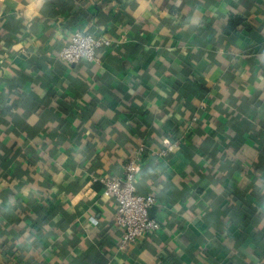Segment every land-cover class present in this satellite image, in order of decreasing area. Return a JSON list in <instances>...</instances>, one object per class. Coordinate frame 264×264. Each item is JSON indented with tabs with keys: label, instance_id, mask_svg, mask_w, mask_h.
I'll list each match as a JSON object with an SVG mask.
<instances>
[{
	"label": "crops",
	"instance_id": "obj_1",
	"mask_svg": "<svg viewBox=\"0 0 264 264\" xmlns=\"http://www.w3.org/2000/svg\"><path fill=\"white\" fill-rule=\"evenodd\" d=\"M77 30L113 43L67 63ZM144 138L160 227L122 244L92 177ZM0 264H264V0H0Z\"/></svg>",
	"mask_w": 264,
	"mask_h": 264
},
{
	"label": "built area",
	"instance_id": "obj_2",
	"mask_svg": "<svg viewBox=\"0 0 264 264\" xmlns=\"http://www.w3.org/2000/svg\"><path fill=\"white\" fill-rule=\"evenodd\" d=\"M113 43L110 37L97 35L93 32L74 31L69 41L62 46L58 57L70 64L81 60L98 62V50ZM165 137L161 139V146L156 151L158 157H164L172 145ZM148 146L141 142L131 151L125 161L122 176L104 175L92 177L93 182L101 184L102 196L113 198L117 202L115 222L122 229V244L133 242L142 236L159 229L160 223L150 216V209L156 199L151 193H140L136 188V176L140 162L145 158Z\"/></svg>",
	"mask_w": 264,
	"mask_h": 264
},
{
	"label": "trees",
	"instance_id": "obj_3",
	"mask_svg": "<svg viewBox=\"0 0 264 264\" xmlns=\"http://www.w3.org/2000/svg\"><path fill=\"white\" fill-rule=\"evenodd\" d=\"M244 24H245V19L242 16H240L237 13H230V15L228 16L227 22L222 29V32L226 36H230L236 31V29L239 26H244ZM259 47H257L258 51L260 50ZM250 50L253 53V50L251 48H250ZM176 131H177L176 127L173 125V126H169L168 130H166L164 132V134L165 135L168 133L174 134ZM147 141H148V138L142 139V142H144V143H146ZM36 212L39 213V208H37ZM39 214H40L39 221L41 220V221L45 222L46 224H50L52 222L51 221L52 217H51L49 212H47L45 210H43V211L41 210ZM238 218H240V217H238ZM249 218H250V216L248 217V216L244 215L241 219H243L244 221H248Z\"/></svg>",
	"mask_w": 264,
	"mask_h": 264
},
{
	"label": "water",
	"instance_id": "obj_4",
	"mask_svg": "<svg viewBox=\"0 0 264 264\" xmlns=\"http://www.w3.org/2000/svg\"><path fill=\"white\" fill-rule=\"evenodd\" d=\"M154 208H155V207L153 206V207L150 209V213L154 210ZM150 216H151V215H150ZM151 217H152V216H151Z\"/></svg>",
	"mask_w": 264,
	"mask_h": 264
}]
</instances>
